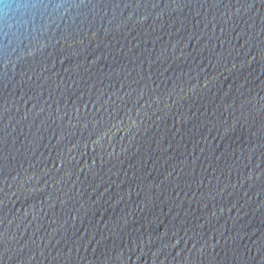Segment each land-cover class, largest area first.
<instances>
[{
	"label": "water",
	"instance_id": "1",
	"mask_svg": "<svg viewBox=\"0 0 264 264\" xmlns=\"http://www.w3.org/2000/svg\"><path fill=\"white\" fill-rule=\"evenodd\" d=\"M0 264H264V0H0Z\"/></svg>",
	"mask_w": 264,
	"mask_h": 264
}]
</instances>
